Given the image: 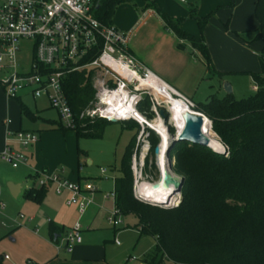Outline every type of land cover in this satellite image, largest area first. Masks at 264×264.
Wrapping results in <instances>:
<instances>
[{
	"label": "trees",
	"instance_id": "16d2710c",
	"mask_svg": "<svg viewBox=\"0 0 264 264\" xmlns=\"http://www.w3.org/2000/svg\"><path fill=\"white\" fill-rule=\"evenodd\" d=\"M127 1L100 0L93 15L108 24L116 5ZM156 12L164 25L177 38L188 41L211 67L202 30L212 14L192 16L199 33L194 35L179 27L181 20L172 19L157 9ZM254 16L258 23L254 39L262 43L257 52L260 71L251 73L257 87L254 93L238 99L231 93L224 97L212 95L205 102H193L187 98L193 102L196 111L211 121L212 129L205 119V127L209 129L205 133L222 143L227 154L187 142H174L168 146L171 170L182 178L176 206L157 207L133 196L129 165L132 136L125 145L118 175L114 177L113 204L120 215L135 218L132 228L139 236L153 238V247L142 258L145 264H160L164 260H167L164 264H264V0H255ZM96 53L94 50L89 52L78 60L77 65L90 62ZM215 73L220 77L223 74ZM91 76L92 68H81L63 74L60 80L61 91L73 116V126L58 124V129L72 130L76 137H100L104 125L110 122L100 117L79 116L93 104ZM114 85L112 83L111 87ZM146 87L157 93L164 103L168 122L176 135L177 126L183 121L175 110L179 108V113L190 111L187 102L170 88L142 86ZM148 108V102L144 105L137 103L138 110L147 111ZM19 113L33 118L31 111L21 102ZM137 116L143 119L139 114ZM157 121V118L153 120L154 123ZM123 127L129 128L128 125ZM147 137L152 150L158 139L151 131ZM146 164L145 158L144 171ZM44 186L30 187L25 191V197L39 202L44 195Z\"/></svg>",
	"mask_w": 264,
	"mask_h": 264
},
{
	"label": "crops",
	"instance_id": "0c3cea01",
	"mask_svg": "<svg viewBox=\"0 0 264 264\" xmlns=\"http://www.w3.org/2000/svg\"><path fill=\"white\" fill-rule=\"evenodd\" d=\"M230 1L185 0L181 3L177 0H129L116 5L110 18V24L127 33L129 52L158 80L175 93L178 92L193 101L192 98L201 87L202 80L211 72L210 67L203 57V60L197 59L189 45L182 44L181 39L177 38L164 25L156 9L172 19L181 20L179 27L194 35L199 33L196 21L195 24L190 22L191 18H194L192 16L203 17L212 14L202 30V36L210 53L211 66L214 67V71L223 74L221 77L215 72L209 74L211 75L210 82L202 93L203 99L193 102H205L212 95L224 97L229 94L224 91L222 85L228 81L225 76L230 73L247 74L252 79L251 87L246 89V92L250 91L251 95L255 91L251 73L260 71L257 52L262 43L259 44L256 51L247 48L244 39L239 34L243 31H251L247 30L249 28L244 23L235 21V13L229 17L232 10L228 9L227 5ZM245 1L253 4L254 12L255 0H236L234 11L241 7ZM99 2L100 0L94 5L93 10L97 9ZM228 17L229 29H225L222 22ZM250 26L253 33L256 34L257 20ZM234 54H237L235 58L232 57ZM231 84L233 92L231 94L238 99L236 91L240 92L241 90H238L233 83ZM148 85L153 89L165 88L164 85L158 83ZM24 96L31 97L28 93L23 92L17 98L9 99L0 88V151L6 144L19 149L9 140L7 131L22 129L36 133L34 129L21 126L19 102L25 105ZM41 98L45 101L44 104L40 108L34 107V111L25 105L33 115L30 120L38 118L42 122L51 123L53 120L51 117L41 115V111L51 109L45 97L32 98V100L35 102L36 99ZM6 119H9L8 123L5 122ZM36 134L37 141L24 150L27 159L24 164L19 166L21 167L19 171L7 170L6 166L8 165L0 161V200L4 204L3 209L0 210V264H112L107 243L115 246L121 245L120 241L119 244H115L113 241L119 232L117 230H119L120 224L116 227L109 225L110 231L102 230L105 227H101L102 216L106 218L109 205H111L107 203L108 198L102 197L103 193L100 188V179L105 178L104 175H107V172L105 171L104 175L98 172L95 176L82 173L83 164L90 165L91 161L81 151H79L81 154L76 156L75 169H70L68 173L63 171L62 175L68 179H91L97 187V191L93 194V203L79 218L87 230L81 232L82 238L80 233L81 240L72 247L71 251H65L63 235L77 218V213L75 207L69 204L66 205L72 206L73 210H63L55 195L64 194L67 199V192L56 193L53 186L47 183L44 186V195L39 202L28 199L24 195L30 187H38L36 182L38 173L50 174L56 170L54 169L55 165H50L47 160L38 155L44 147L42 138L46 133ZM48 187L52 188L51 193L48 191ZM18 213H22L24 217L18 218ZM130 256L132 255H128L125 264H130L135 260L139 261L137 257L129 259ZM139 264L145 263L140 260Z\"/></svg>",
	"mask_w": 264,
	"mask_h": 264
},
{
	"label": "built area",
	"instance_id": "2783aa9c",
	"mask_svg": "<svg viewBox=\"0 0 264 264\" xmlns=\"http://www.w3.org/2000/svg\"><path fill=\"white\" fill-rule=\"evenodd\" d=\"M98 1L0 0V88L7 98L15 99L23 92L32 98L43 96L60 122L65 127H72L73 116L61 91L60 80L63 74L69 71L89 66L109 74L116 82L113 87H108L96 79L94 85L97 90L94 97L97 102L85 108L79 116H97L109 121L110 118L103 113L107 106L105 99L116 91H123L125 97L127 95L125 78L110 66L121 63L138 78H144L152 72L129 52L127 33L110 23H102L93 15V7ZM93 50L97 53L90 62L77 65L78 60ZM256 88L254 86V89ZM128 98L135 103V95ZM120 120L124 119H115ZM5 122L8 123L9 119ZM7 135L19 149L6 144L0 151V161L16 168L26 162L24 150L35 143L38 137L36 133L22 129L7 131ZM130 169L133 173L132 194L137 200L146 201L137 193L140 182L136 180L134 172L140 171L136 167L134 156ZM99 173L104 175L105 169L100 168ZM36 182L38 186L51 184L56 193L66 191V204L73 205L76 209L77 218L63 235L64 249L69 252L81 240L79 218L93 203V194L97 187L91 179H68L62 175V170L50 174L40 172ZM102 197L114 200L113 190ZM177 204L178 200L167 207ZM3 207L4 204L0 200V210ZM119 216V210L113 204L105 219L110 226L116 227L121 223ZM17 217L23 218L24 215L18 213ZM113 241L119 244L116 238ZM129 259L135 257L130 256ZM164 261L166 263L167 260Z\"/></svg>",
	"mask_w": 264,
	"mask_h": 264
},
{
	"label": "rangeland",
	"instance_id": "374dc122",
	"mask_svg": "<svg viewBox=\"0 0 264 264\" xmlns=\"http://www.w3.org/2000/svg\"><path fill=\"white\" fill-rule=\"evenodd\" d=\"M235 3H236V0H231L229 4L227 5V8L232 10V12H230L229 17L232 15V13L233 14L235 13V21L242 22L246 25V27L249 28L247 30L251 32L243 31L240 34L238 32V34L240 35V37L244 39V43L247 45V48H249L250 50L254 49L256 51L261 41L254 39L255 36L253 35H255V33H253L252 27L250 26V24L256 23V19H255L254 12H253V4L247 3L245 1L241 5V7L237 8L234 11V7L236 5ZM229 17L222 22V25L224 26L225 29H229L228 28V24H230ZM191 20L192 21L190 22L195 24V18H191ZM181 42L182 44L186 43L189 45L191 50L195 52L197 59L203 60L202 55L199 54L198 51L195 48H193L188 41L181 40ZM20 45H21V42H20ZM236 55L237 54H234L232 55V57L235 58ZM136 60L141 64V62L138 59ZM110 67L113 70H115L117 74H121V70L116 65H111ZM81 68H85L86 70H88L92 67L87 66V67H81ZM81 68L77 70H80ZM210 71L211 72L209 74L211 73L213 74L215 72L214 67L211 66ZM209 74L206 76L204 80H202L203 81L202 85L201 87L198 88L197 93L195 95L196 98L195 97L192 98L193 101H199V99L201 100L203 99L202 93H204V90H206V85L209 84L208 82H210L209 77H211V75ZM225 78L228 79L226 83H229L230 86L232 85L231 83H233L238 88V90H241L240 92L236 91V96H238L239 98H244L250 95L251 92L249 91V93H247L246 89H248V87L249 88L251 87L252 79L248 77L247 74H231L230 73V74H226ZM96 79L101 80L103 85L108 86V87H111V84L116 82L115 79H113L109 74L104 73L100 69L92 68L91 82H92V89L94 91L93 104L97 102V99L94 97L96 90H97V87L94 85V81ZM125 80L127 82L126 87H125V92L127 93L126 97L127 96L130 97L132 95L136 96L133 107L136 110V112L140 116L143 117L144 120L148 121V124L150 126L146 124H142L132 118H127L124 120H120L116 122H108L107 124H105L100 137H96V138L81 137V136L76 137L72 130L58 129V124L62 126L64 125L60 122L55 112L51 109L50 110L46 109V110L41 111L42 112L41 115L43 117H51L53 119L51 123L42 122L38 118H35L34 120H30L29 118L21 115V126L22 127L34 129L36 130V133L38 134H40L41 132L46 133V135L42 138V144L44 147L41 153L38 155L40 158L47 160L48 163H50V165L51 164L55 165L54 169L56 170L54 172L62 170V173H63V171L65 170V172L68 173L70 169H75L77 165L76 156L77 154L80 155L81 153L79 151H81L84 155L88 156L91 161L90 165L83 164L84 170L82 173H85L86 175H89V176H95L98 174L100 168H104L105 171L107 172L106 173L107 175H104L105 178L100 179V188L103 194L109 193L110 191L113 190L114 177L118 175L117 169H118L120 158L124 151L125 145L127 144L128 140L132 136L133 148H132V154H131L129 165L131 166L132 156H134L135 164L137 163L136 167L139 168V171H140V174L138 173L139 177L137 178L136 176V180L138 182H142V181L153 182L157 180L158 175H159L158 167L156 164L157 159L153 153L154 148L150 150V144L148 143L149 141H148L147 135L149 131H151L156 135L159 141V135L157 134V132H155L154 129H152V128H155V125L159 124V120L162 121L164 127L163 125H160V124L158 125V127H161V129L164 128V131L165 129H167V136L165 132H164V135L162 136L163 139L165 137L166 141L170 140L172 137L175 136V129L173 128L172 125L169 124L168 122L169 115H168L167 109L164 103L162 102V100L158 98L157 93H154L146 88L139 89V86H137L136 80H133V81L128 80V79H125ZM184 98L188 100L186 97ZM23 102L30 110L34 111V107L40 108L44 104L45 101L43 100V98H41V99H36L34 102L31 97L24 96ZM139 102H142V105L148 102L149 103L148 110L147 111L138 110L137 103ZM191 104L192 106H190V109L192 111L198 114L204 115L203 113L195 110L193 102H191ZM175 111L180 116V113L178 112L180 111V109L177 108ZM95 117L99 118L97 116ZM204 117L208 122V127L212 129L211 121L205 115ZM155 118L158 119L156 123L153 122ZM123 125H128L130 129L124 128ZM182 125L183 124H180L177 126L176 134L180 131V129L182 128ZM208 130L209 129L207 127H204L205 132H207ZM170 145H172V143ZM145 158L147 159V164H146L147 166L144 171L143 166H144ZM165 158L171 170L172 160L167 156V152H166ZM19 166L21 165L19 164L17 168H12L8 165L6 166V169L12 172H17L21 169V167ZM172 173L174 175H177L173 171ZM131 174L133 176L132 170H131ZM48 191L51 193L52 188L48 187ZM55 196L57 198V202L59 206H61L63 210L65 211L67 209L73 210L72 206L68 207L66 205V196L64 194H61L59 196L55 195ZM108 199L109 201H107V203L111 204L109 205L110 207L109 210H111L112 209V199L110 197H108ZM179 199H180V195L179 193H177L171 197L170 204L155 203V202H151L148 200L146 201L143 200L141 202L154 205L157 207L166 208L167 206L176 202V200H178L179 202ZM119 219L121 220V223L118 227L119 230L117 231L119 232L116 234V238L118 239V241H120L121 245L115 246L113 244L111 245L110 243H107L109 245L108 253L111 257V263L112 264H125V261L127 260L128 255H132L134 257L139 258V261L135 260V261H132L130 264H139L140 260L142 261V258L145 255V253L148 252L153 247V244H154L153 238L150 237L149 235L139 236L138 233L135 232L136 230L132 228V224L135 222L134 217L129 216V215H120ZM79 222L81 224V232H84L85 230H87V228H85L86 226L84 227L82 220L79 219ZM101 225H102L101 226L102 228L105 227V229H102V230L110 231L109 224L107 223L106 219L103 218V216H102ZM106 227L108 228L106 229ZM98 234H101V233H98ZM81 238H82V233H81Z\"/></svg>",
	"mask_w": 264,
	"mask_h": 264
},
{
	"label": "bare ground",
	"instance_id": "6f19581e",
	"mask_svg": "<svg viewBox=\"0 0 264 264\" xmlns=\"http://www.w3.org/2000/svg\"><path fill=\"white\" fill-rule=\"evenodd\" d=\"M115 65L121 70V74H119L120 76H122L123 78L128 79V80H132V81L136 80L137 86H139L140 88H142V86H147L150 83L151 84L152 83H158V84L164 85L165 87H168L166 84H164L163 82L158 80L154 76V74H152V73L147 74L144 78H138L135 74H133L129 70H126L125 66L122 65L121 63H117ZM146 89H149L150 91H152V89H150L148 87H146ZM104 103L107 104V106L105 107V111L103 112L106 117L114 118V119L132 118V119L137 120L138 122H140L142 124H146V125L150 126L148 124V122H146L145 120H143L139 116H137L138 114L136 113V111L133 107V100L129 99L128 97H125L123 91L114 92L113 94H111V96H109L107 99H105ZM184 113L185 112L180 113V118L182 121H183L182 116ZM159 124L163 125L162 121L159 120ZM158 125H155V128H152V127L151 128L154 129L155 132H157V134H159L161 136V141L159 144V155L156 156V159H157L156 164L158 167L159 175H158V178L156 181H153V182L142 181V182H140L138 185L139 191L137 193L140 195L141 199H145V200L155 202V203L170 204L171 197L177 193L169 194L170 188H166L162 183L161 177L165 173H170L171 176H174V175L169 170V164L165 158V149H166L165 144L167 143V141H166L165 137H164V139L162 138L165 131H164V128L161 129V127H158ZM205 125H206V121L204 122L203 127H202V130L204 133H205V131H204ZM163 127H164V125H163ZM211 145L214 149L219 150V151H222V149L224 147L220 142H217L213 139H211ZM134 174H135V177L137 176V178H138L139 177L138 175L140 174V172L138 174V171L136 170L134 172ZM154 182H157L156 183L157 186H155V187H153Z\"/></svg>",
	"mask_w": 264,
	"mask_h": 264
},
{
	"label": "water",
	"instance_id": "95a60500",
	"mask_svg": "<svg viewBox=\"0 0 264 264\" xmlns=\"http://www.w3.org/2000/svg\"><path fill=\"white\" fill-rule=\"evenodd\" d=\"M223 89L226 93H231L232 89L229 83H223ZM178 93V92H176ZM179 94V93H178ZM186 102L187 105L190 107L192 106L191 102L186 100L181 94H179ZM183 125L180 131L172 137L170 140H168L165 144V155L167 152V148L171 143L174 142H187L192 145H197V146H203V147H208L212 149L215 152L222 153V154H227V149L224 146L222 151L216 150L212 147L211 145V139L203 132L202 127L205 122V117L202 114H198L192 110L186 111L183 116ZM110 122H115L114 118L109 119ZM165 133L167 136V129H165ZM159 135V134H158ZM161 141V136L159 135V141L156 144V146L153 149L154 156L159 155V144ZM222 144V143H221ZM170 170V168H169ZM171 171V170H170ZM172 172V171H171ZM174 175V174H173ZM162 183L166 188H170L169 194H174V193H179L181 184H182V178L174 175L171 176L170 173H165L162 177ZM157 182L153 183V187L157 186Z\"/></svg>",
	"mask_w": 264,
	"mask_h": 264
}]
</instances>
